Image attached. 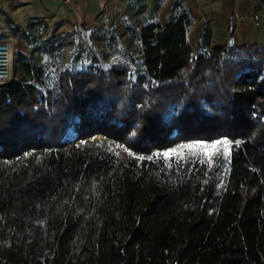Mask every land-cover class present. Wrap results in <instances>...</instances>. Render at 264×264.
Segmentation results:
<instances>
[{
    "label": "trees",
    "instance_id": "16d2710c",
    "mask_svg": "<svg viewBox=\"0 0 264 264\" xmlns=\"http://www.w3.org/2000/svg\"><path fill=\"white\" fill-rule=\"evenodd\" d=\"M144 2L124 41L108 19L72 33L115 58L53 68L40 52L71 33L5 20L27 49L0 89V264H264V44L213 47L205 22L195 52L186 0L166 25Z\"/></svg>",
    "mask_w": 264,
    "mask_h": 264
},
{
    "label": "crops",
    "instance_id": "0c3cea01",
    "mask_svg": "<svg viewBox=\"0 0 264 264\" xmlns=\"http://www.w3.org/2000/svg\"><path fill=\"white\" fill-rule=\"evenodd\" d=\"M175 2L145 0L144 5L156 15L161 25H166ZM259 2L258 9L255 0H186L188 10L197 20L189 32L193 50L197 52L205 22L210 24L213 32V47L264 44V0ZM128 9L127 0H77L71 8L62 0H0V19L4 22L9 19L24 31L34 25L47 24L49 35H60L83 26L100 28L105 19L111 26L119 22L123 26L125 20L122 17Z\"/></svg>",
    "mask_w": 264,
    "mask_h": 264
},
{
    "label": "rangeland",
    "instance_id": "374dc122",
    "mask_svg": "<svg viewBox=\"0 0 264 264\" xmlns=\"http://www.w3.org/2000/svg\"><path fill=\"white\" fill-rule=\"evenodd\" d=\"M3 23V27L5 30H2V34L0 35L2 41H1V47L7 48L9 47L10 50H14L13 52V65L10 67V70H8L7 74V80L11 81V85L15 84L19 77V66H18V58H17V46L21 45L22 47L27 49V46L19 39L16 38L12 31L8 28V26L5 24V22L0 19ZM109 38L112 39L117 36L122 37V41L125 40L124 29L122 30L123 26L122 23H118L116 25V31H120L121 33L119 35H116L111 27V24L106 25ZM60 33V31H59ZM58 33V34H59ZM73 33V32H72ZM71 33V35H62L59 37H54L52 39L47 40L46 45L48 48L52 47V45H56L55 49H47L43 50L39 54L40 60H43L48 63V68H53L54 65H60V63L71 61L72 58L75 56L77 52L83 51L85 48H91L92 51L95 50V48H98L100 51H102L103 55L105 56L106 60H110L111 58L116 57V53L109 52L104 46H105V40H102V38L97 35H87L84 32H81V34L76 37ZM51 36V35H49ZM43 49V48H42ZM0 86H8V85H0ZM0 87V88H2ZM6 89V88H5ZM99 139H105L106 141L110 142L115 147H118L117 143L108 140L106 137L98 136ZM191 146V147H189ZM203 148V145L199 142H195L192 144H189L185 148H182L181 151L178 153V156H180L183 159H190L194 154H197L200 149ZM123 148L120 147V152L122 156H125L126 152L124 150H121Z\"/></svg>",
    "mask_w": 264,
    "mask_h": 264
},
{
    "label": "built area",
    "instance_id": "2783aa9c",
    "mask_svg": "<svg viewBox=\"0 0 264 264\" xmlns=\"http://www.w3.org/2000/svg\"><path fill=\"white\" fill-rule=\"evenodd\" d=\"M63 3L65 5H67L69 8H71L75 2L77 0H62ZM233 1H239V0H233ZM2 30H5L4 27H3V23L2 21L0 20V35L2 34ZM1 37H0V53H3V55H1V58H0V85H8V86H0L2 88L0 89H10L12 87L15 86V84H12L11 85V81H8L6 78H7V74H8V70H10V67H12L13 65V52L14 50H10L9 47L7 48H2L1 47ZM11 53H12V56H11Z\"/></svg>",
    "mask_w": 264,
    "mask_h": 264
},
{
    "label": "snow or ice",
    "instance_id": "6c2138e0",
    "mask_svg": "<svg viewBox=\"0 0 264 264\" xmlns=\"http://www.w3.org/2000/svg\"><path fill=\"white\" fill-rule=\"evenodd\" d=\"M225 145H227L229 142L228 141H224L223 142ZM189 147H191V146H189ZM213 147H215V145H213ZM227 151V150H226Z\"/></svg>",
    "mask_w": 264,
    "mask_h": 264
},
{
    "label": "bare ground",
    "instance_id": "6f19581e",
    "mask_svg": "<svg viewBox=\"0 0 264 264\" xmlns=\"http://www.w3.org/2000/svg\"><path fill=\"white\" fill-rule=\"evenodd\" d=\"M1 55H3V53H0V58H1ZM11 56H12V53H11Z\"/></svg>",
    "mask_w": 264,
    "mask_h": 264
}]
</instances>
